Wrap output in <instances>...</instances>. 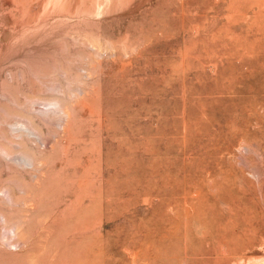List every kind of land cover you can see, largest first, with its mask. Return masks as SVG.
Returning <instances> with one entry per match:
<instances>
[{
    "label": "rangeland",
    "instance_id": "rangeland-1",
    "mask_svg": "<svg viewBox=\"0 0 264 264\" xmlns=\"http://www.w3.org/2000/svg\"><path fill=\"white\" fill-rule=\"evenodd\" d=\"M36 89L0 264H264V0H0V102Z\"/></svg>",
    "mask_w": 264,
    "mask_h": 264
},
{
    "label": "bare ground",
    "instance_id": "bare-ground-1",
    "mask_svg": "<svg viewBox=\"0 0 264 264\" xmlns=\"http://www.w3.org/2000/svg\"><path fill=\"white\" fill-rule=\"evenodd\" d=\"M36 94H38V90H34L33 91V95H28V94H22L19 95L18 98L17 97H13V101L11 104H7L6 102H0V192L1 196L0 198L5 199L6 201H12L15 200V195L13 193V189L9 186H7L6 188H3V184H1L2 182V178H1V174L2 171L5 168L6 165V161L5 158L3 159L2 157L7 156V158L12 157L13 152L15 150V145L14 143H12V141L10 140V137L8 136V134L6 133L5 129L3 128V124L4 123H12L13 119L12 117L15 118L16 117H20V115H16V114H12V109L14 110H33L29 105L25 106L24 104H29V101L32 100V96H36ZM56 101H58L59 103H61L60 99L56 98ZM22 105V106H20ZM63 112L67 115V117H70L71 115V111H72V107L69 105H63ZM12 115V116H11ZM29 126L26 127L25 131L24 130H13L12 136L15 137H20L22 135L23 132H34V133H40V128L38 126H36L33 122H31L29 120ZM14 159L16 157H13ZM24 159L27 160L28 162H25L24 165L26 164H32L33 163V154L31 153L30 149L25 148L24 147ZM11 216L9 214H7V211H5V208L3 206V204H0V221L5 224L8 220H11ZM12 229V228H11ZM15 234L14 231L12 229V235H4L2 233H0V243L1 244H7V245H11L14 244L17 239H14ZM1 246V245H0Z\"/></svg>",
    "mask_w": 264,
    "mask_h": 264
}]
</instances>
